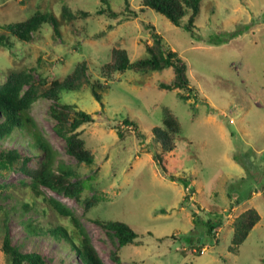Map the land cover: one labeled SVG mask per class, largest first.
Returning a JSON list of instances; mask_svg holds the SVG:
<instances>
[{
	"label": "rangeland",
	"instance_id": "obj_1",
	"mask_svg": "<svg viewBox=\"0 0 264 264\" xmlns=\"http://www.w3.org/2000/svg\"><path fill=\"white\" fill-rule=\"evenodd\" d=\"M107 3L117 13L115 17L95 13L105 7L101 0H0V35H7L12 43L11 48L0 45V84L11 71L31 67L38 70L36 81L39 74L47 82L61 80L82 60L99 77L98 69L108 61L112 48L124 47L131 60L140 59L155 31L184 61L197 97L182 101L176 91L159 87L161 82L173 80L172 69L117 73L101 92L103 107L88 87L62 90L61 103L73 104L93 116L91 123L80 127L95 156L92 165L77 164L66 154L64 140L53 129L52 102L38 99L30 109L38 130L58 152V160L73 165L84 180L82 197L96 195L99 201L85 210L74 199L46 187L41 190L74 212L105 264H114L110 253L115 243L95 218L123 222L139 234L140 244L120 249L124 264H264V0H200L191 30L184 27L187 17L176 26L151 9L141 11V0H129L136 16L125 9L124 0ZM63 5L88 14H79L72 29L61 15ZM37 11L57 16V39L47 24L28 42L8 34L5 25L23 21ZM108 24L113 26L111 30ZM102 31L106 33L97 36ZM35 85L41 92V85ZM164 106L181 124L176 145L167 152H161L152 134ZM123 118L132 119L137 128L124 125ZM13 138L3 146L16 142L19 152L31 157L29 165L36 166L41 157L28 148L26 136ZM156 153H160L166 173L155 159ZM167 173L186 178L188 188L171 181ZM29 182L21 170L0 169V184L11 195L0 205L5 210L15 205L9 221L12 242L53 264H80L66 244L50 235L27 236L21 219H32L41 226L62 225L76 232L68 218L40 198L31 204ZM23 202L31 207L26 212ZM249 207L256 208L261 218L233 254L228 250L232 222ZM4 209L0 212V264H7L1 251ZM194 214L198 220L194 221ZM208 219L222 223L214 236L206 233ZM198 248L205 251L199 253Z\"/></svg>",
	"mask_w": 264,
	"mask_h": 264
},
{
	"label": "trees",
	"instance_id": "obj_2",
	"mask_svg": "<svg viewBox=\"0 0 264 264\" xmlns=\"http://www.w3.org/2000/svg\"><path fill=\"white\" fill-rule=\"evenodd\" d=\"M108 0H101V7L95 13L107 17H115L117 13L111 9L107 3ZM125 9L135 15L133 9L129 8V0H124ZM200 0H141V11L151 9L165 16L176 26L181 25L183 18H186L188 30L194 26L195 18L199 10ZM81 14L85 16L88 12L77 10L74 12L70 7L63 5L61 15L67 19V23L72 29L75 27V18ZM136 16V15H135ZM44 24L52 27L54 39L59 37V21L52 12H35L23 21L11 22L5 25L8 34L15 39L28 42L33 38V34L38 32ZM153 28L151 24L148 25ZM113 26L108 24L107 29L111 30ZM106 32L102 31L97 36H102ZM0 45L11 48L12 43L7 40V35H0ZM146 55L140 59L131 60L128 50L124 47L112 48L107 62L100 65L99 77L94 76L88 71L87 62L82 60L77 62L73 68L61 79H51L39 74L36 81L34 74L38 71L35 67L11 71L3 83L0 84V169H18L21 170L30 182L28 188L32 195L31 204L40 198L49 207L59 215L68 218L75 226L76 232L72 233L62 225L41 226L33 222L32 219L20 222L24 227L27 236L31 235H50L58 242H63L66 247L76 257V262L80 264H105L93 246L89 235L84 227L78 221L74 212L58 199L47 197L41 190L46 187L53 192L74 199L83 204L85 210L96 206L99 201L98 196L93 195L89 198H83L82 193L85 189L84 180L76 172L73 165L65 164L58 160V152L53 149L47 139L40 133L34 119L30 116L32 105L40 98L51 101L49 107L50 115L54 119L53 129L55 133L64 140L65 152L68 156L74 158L77 164L92 165L95 156L91 152L86 138L82 135L80 127L91 123L93 116L83 110H77L76 106L69 103L60 102V93L62 90L75 91L83 87H88L92 96L101 104L102 93L109 88V83L114 81L117 73H123L127 70L135 72L150 73L172 69L173 80L165 83L161 82L159 87L166 91H176V95L182 101H187L197 97L198 91L189 82L185 72V63L179 54L172 50L164 42L163 36L158 32L152 33V42L145 43ZM43 88L38 91L37 86ZM124 125H131L137 128L136 124L130 118L120 119ZM181 130V124L177 115L169 107H162L161 116L158 122L152 128L154 140L160 145L161 152L172 150L176 145L178 134ZM20 134L26 136V145L31 148L34 155H40L41 160L32 167L29 165L30 156L22 155L16 142L14 145L3 146L7 140L12 141L13 136ZM29 157V158H28ZM155 159L166 173L165 166L162 165L160 153L155 154ZM167 178L171 181L182 184L188 188L189 182L184 177H178L167 173ZM5 186L0 184V201L10 199V194L4 192ZM23 211L29 210V203H22ZM4 208L0 205V212ZM15 205L3 212L1 227L3 230L1 251L3 252L7 264H53L43 255L35 251H24L22 244L12 242L9 221L15 211ZM193 213V212H192ZM24 215V213H23ZM22 214L19 216L22 218ZM193 215V219H196ZM260 214L254 207H249L241 212L232 222V236L228 250L237 254L240 245L247 238L252 228L259 222ZM94 222L105 231L106 235L115 243V249L111 251L110 257L114 264H124L120 249L129 244H140L137 240L139 234L129 225L120 221H107L95 218ZM206 233L211 236L222 226L219 219H208ZM200 248H198L199 253ZM75 263V262H74Z\"/></svg>",
	"mask_w": 264,
	"mask_h": 264
},
{
	"label": "built area",
	"instance_id": "obj_3",
	"mask_svg": "<svg viewBox=\"0 0 264 264\" xmlns=\"http://www.w3.org/2000/svg\"><path fill=\"white\" fill-rule=\"evenodd\" d=\"M205 251V248H201L200 252L203 253Z\"/></svg>",
	"mask_w": 264,
	"mask_h": 264
},
{
	"label": "bare ground",
	"instance_id": "obj_4",
	"mask_svg": "<svg viewBox=\"0 0 264 264\" xmlns=\"http://www.w3.org/2000/svg\"><path fill=\"white\" fill-rule=\"evenodd\" d=\"M29 158V157H28Z\"/></svg>",
	"mask_w": 264,
	"mask_h": 264
}]
</instances>
